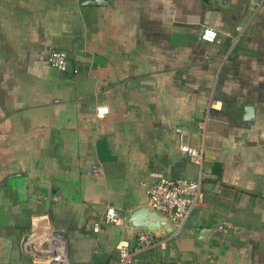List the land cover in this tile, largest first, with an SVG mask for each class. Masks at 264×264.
I'll return each instance as SVG.
<instances>
[{
  "label": "crops",
  "instance_id": "crops-1",
  "mask_svg": "<svg viewBox=\"0 0 264 264\" xmlns=\"http://www.w3.org/2000/svg\"><path fill=\"white\" fill-rule=\"evenodd\" d=\"M155 171L199 196L129 264H264V0H0V264H119Z\"/></svg>",
  "mask_w": 264,
  "mask_h": 264
},
{
  "label": "built area",
  "instance_id": "built-area-1",
  "mask_svg": "<svg viewBox=\"0 0 264 264\" xmlns=\"http://www.w3.org/2000/svg\"><path fill=\"white\" fill-rule=\"evenodd\" d=\"M199 36L205 41H219L215 29L210 26H203ZM47 60L56 69L64 71L68 68L66 54L57 48L48 50ZM177 146L193 163L198 166L202 163L201 148L195 147L188 142V136L185 131H178ZM151 175L153 180L146 190L148 196L147 204L166 214L174 223L175 232L181 227L184 219L197 203L200 181L197 178L167 177L159 171H155ZM101 218L111 223H119L121 221L117 211L109 205L104 208ZM98 228L99 221H94L92 230L98 231ZM54 237L56 240L54 246H57V251L53 257L48 259V264H93L92 262L69 260L65 252L63 238L56 234H54ZM159 241L160 237L153 232L138 228L131 243L127 241L119 243L117 248L119 264L131 263L137 252L154 247Z\"/></svg>",
  "mask_w": 264,
  "mask_h": 264
},
{
  "label": "water",
  "instance_id": "water-1",
  "mask_svg": "<svg viewBox=\"0 0 264 264\" xmlns=\"http://www.w3.org/2000/svg\"><path fill=\"white\" fill-rule=\"evenodd\" d=\"M124 220L128 225L149 230L156 236H165L174 232V223L171 219L166 214L154 209L148 204L137 205L128 209L125 212ZM198 230H201V227L193 228L195 232ZM27 239V233H24L20 238L19 243L23 253L32 254L37 259H44L46 256L53 254L52 250H46L43 254L39 253L31 247Z\"/></svg>",
  "mask_w": 264,
  "mask_h": 264
}]
</instances>
